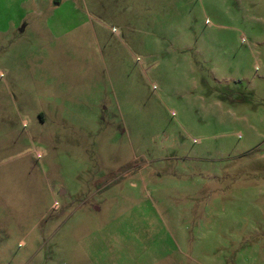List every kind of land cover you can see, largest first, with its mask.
<instances>
[{"label":"rangeland","instance_id":"1","mask_svg":"<svg viewBox=\"0 0 264 264\" xmlns=\"http://www.w3.org/2000/svg\"><path fill=\"white\" fill-rule=\"evenodd\" d=\"M0 264H264V0H0Z\"/></svg>","mask_w":264,"mask_h":264}]
</instances>
